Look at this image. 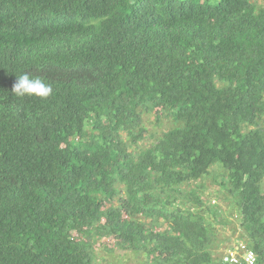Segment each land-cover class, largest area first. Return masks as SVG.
Masks as SVG:
<instances>
[{
	"label": "trees",
	"instance_id": "obj_1",
	"mask_svg": "<svg viewBox=\"0 0 264 264\" xmlns=\"http://www.w3.org/2000/svg\"><path fill=\"white\" fill-rule=\"evenodd\" d=\"M229 217L264 264V0H0V264H230Z\"/></svg>",
	"mask_w": 264,
	"mask_h": 264
},
{
	"label": "rangeland",
	"instance_id": "obj_2",
	"mask_svg": "<svg viewBox=\"0 0 264 264\" xmlns=\"http://www.w3.org/2000/svg\"><path fill=\"white\" fill-rule=\"evenodd\" d=\"M144 126L147 128L149 132V136L147 141L141 146L145 149L150 147L157 139H159L163 133L167 130H170L174 126V121L172 118H165L161 121H156L154 116L149 115L145 117ZM200 183H204L207 191L206 196L207 200L206 204L210 201L212 204L216 205L220 209V215H222V219L224 217L229 216L231 209L227 202L223 199V190L222 188H218L219 186L215 182L213 177L206 178L204 181ZM218 195V198L216 197ZM206 209V207H205ZM207 215L213 220L214 216L211 213H207ZM229 220L234 221L232 217H229ZM215 224V221H214ZM238 223L236 221L231 222V224L223 225L216 223L215 228L218 231V237L221 239L219 250L224 251L228 246L232 245L235 241H237L240 237L239 234H234V228ZM230 240V241H229ZM229 241V242H227ZM95 264H139L138 261L132 256L128 255L123 251H119L118 254L114 256H108L106 258L99 259L95 262Z\"/></svg>",
	"mask_w": 264,
	"mask_h": 264
},
{
	"label": "clouds",
	"instance_id": "obj_3",
	"mask_svg": "<svg viewBox=\"0 0 264 264\" xmlns=\"http://www.w3.org/2000/svg\"><path fill=\"white\" fill-rule=\"evenodd\" d=\"M12 93L23 97L35 96L39 98H47L53 93V86L50 83H46L40 77H33L27 73L16 75V82L13 85ZM252 254L249 253V257Z\"/></svg>",
	"mask_w": 264,
	"mask_h": 264
},
{
	"label": "built area",
	"instance_id": "obj_4",
	"mask_svg": "<svg viewBox=\"0 0 264 264\" xmlns=\"http://www.w3.org/2000/svg\"><path fill=\"white\" fill-rule=\"evenodd\" d=\"M249 253L252 254L249 257ZM223 259L226 263L230 264H256L257 258L255 252L250 249V247L238 240L237 244L234 245L233 248L228 249L223 256Z\"/></svg>",
	"mask_w": 264,
	"mask_h": 264
}]
</instances>
